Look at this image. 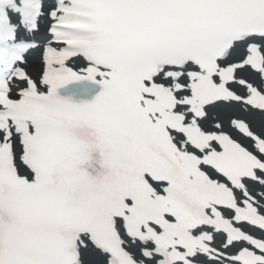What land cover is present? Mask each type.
Segmentation results:
<instances>
[{
    "label": "snow or ice",
    "instance_id": "snow-or-ice-1",
    "mask_svg": "<svg viewBox=\"0 0 264 264\" xmlns=\"http://www.w3.org/2000/svg\"><path fill=\"white\" fill-rule=\"evenodd\" d=\"M0 264H264V0H0Z\"/></svg>",
    "mask_w": 264,
    "mask_h": 264
}]
</instances>
